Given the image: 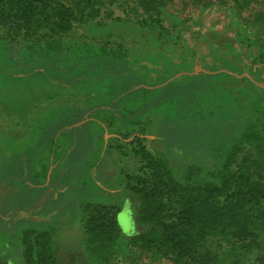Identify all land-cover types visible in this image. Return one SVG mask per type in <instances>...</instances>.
Masks as SVG:
<instances>
[{"label": "trees", "instance_id": "obj_1", "mask_svg": "<svg viewBox=\"0 0 264 264\" xmlns=\"http://www.w3.org/2000/svg\"><path fill=\"white\" fill-rule=\"evenodd\" d=\"M229 1V8L254 30V45L239 39L226 15V0H0V45L7 49L0 55V128L4 120L9 124L3 127L6 132L0 130V142L8 145L0 152V162L4 157L21 160L27 153L20 146L22 136L38 122L30 118L29 107L33 114L40 109H56L66 115L70 109L77 112L78 103L65 99L64 86L54 83L56 79L67 81L69 88L82 85L81 74L67 78L66 71L129 65L134 73L147 78L149 87L195 67L202 76L198 64L216 63L210 70L231 72L220 74L234 81L243 68L261 74L264 0ZM177 2L198 6V17L180 19L175 12L183 8L175 9ZM212 14L218 15L220 27L209 33V27L216 25L208 23L206 27L203 18ZM109 24L119 29L116 34L107 31L103 37H90L84 28ZM123 30L137 39L139 53L135 56L121 42ZM206 32L208 39H203ZM36 62L44 63L45 70L32 67ZM257 89L264 96L262 88ZM22 94L26 96L21 98ZM12 97L16 111L8 107ZM117 100H109L106 106L115 107ZM144 106L145 101L128 111L129 117ZM254 111L255 120L247 123L236 141L226 150L221 147L218 164L208 171L188 165L181 175L168 160L147 151L138 135L128 145L124 142L134 135V126L141 129L139 121L126 127L116 123L118 136L110 141L108 154L124 165L119 180L125 198L131 201L135 230L129 234L121 231L117 222L120 204H82L83 246L90 262H126L128 259L119 257L125 246L137 255L169 264H264V109L255 107ZM82 117L79 114L73 122ZM104 120L105 128H111L113 118ZM49 150L45 145L39 156L47 158ZM130 161L135 162L134 169H128ZM38 166L42 172L35 170L45 179L48 165ZM4 182L0 174V187ZM21 185L26 187L24 182ZM3 191L0 207L7 199ZM54 244L51 230H22L16 264H60ZM0 264L10 263L1 260Z\"/></svg>", "mask_w": 264, "mask_h": 264}, {"label": "rangeland", "instance_id": "obj_2", "mask_svg": "<svg viewBox=\"0 0 264 264\" xmlns=\"http://www.w3.org/2000/svg\"><path fill=\"white\" fill-rule=\"evenodd\" d=\"M226 1V15L239 39L254 45V30L237 16L239 13L229 8L231 2ZM177 4L175 9L183 8V11L175 12L180 19L198 17V6ZM218 18L213 14L209 19L208 16L207 19L203 18L206 27L210 23L216 25L212 29L209 27V33L217 32L220 27V23L216 22ZM164 23L167 25L168 21ZM111 25L84 28L90 37L98 38L107 31L116 34L119 29H113ZM207 35L208 32L203 39H208ZM119 36H123L121 42L134 56L139 53L135 36H129L127 30H123ZM185 37L188 38V34L185 33ZM6 52L7 49L0 45V55ZM215 64H198L204 72L202 76L195 67L192 71L187 69L177 73L156 87H149L147 78L134 73L129 65H101L82 72L66 71L67 78L81 74L83 79L79 82H82L80 86L83 90L78 85L69 88L67 81L54 79L55 85L60 82L64 86L66 93L63 97L73 99L70 102H77L79 108L77 112L70 109V114L66 115V112L56 109H40L33 114V109L29 107L28 115L38 122L26 136H22L20 146L27 153L21 156L22 162L9 157L1 159L0 174H3L5 182L0 190H4L3 196L7 199L2 201L0 207V261L10 264L19 262V234L26 228H32L54 233V251L60 264H92L83 246L80 206L84 203L120 204L122 211L117 222L121 231L129 234L135 230L131 201L125 198L119 180L124 165L111 153L108 154L110 141L118 136L114 130L116 123L126 127L133 121H139L141 129L132 126L131 134L134 135L124 139V142L128 145L138 135L145 149L168 160L177 175H181L188 165H197L203 171H208L218 164L221 161V147L228 149L247 123L255 120V107L264 109V96L257 89L264 91V69L261 74L255 75L253 72L257 71L243 68L236 73L237 81H234L220 74L228 72L226 70L214 74L210 68ZM43 66L44 63L36 62L32 67L45 70ZM23 95L26 96L22 94L20 97ZM13 97L8 107L16 111L17 102L14 103ZM113 99H118L117 105L106 106ZM144 101L145 106L129 117L128 111L140 107ZM79 114L83 115L82 120L73 122ZM105 117L113 118L111 128H105ZM8 125L7 120L2 121L0 130L6 132L7 129L3 127ZM37 143L43 145L36 147ZM45 145L50 148L47 158L39 156V151ZM7 146L0 142V152ZM134 163H127L128 169H134ZM39 164L48 165L45 179L38 172H42ZM203 176L204 173L197 179ZM23 182L26 187L21 185ZM129 250L122 246L119 257L132 261H119V264H169L152 261L145 255H137Z\"/></svg>", "mask_w": 264, "mask_h": 264}]
</instances>
